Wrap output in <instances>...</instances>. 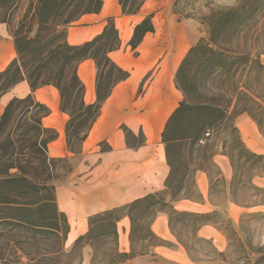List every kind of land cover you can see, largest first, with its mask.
Listing matches in <instances>:
<instances>
[{
    "label": "trees",
    "instance_id": "obj_1",
    "mask_svg": "<svg viewBox=\"0 0 264 264\" xmlns=\"http://www.w3.org/2000/svg\"><path fill=\"white\" fill-rule=\"evenodd\" d=\"M145 1L118 0V5L122 15L133 16ZM177 1L172 7L176 6ZM102 5V0H32L18 30L22 31V24L30 17L37 27L34 36L28 37L21 32L13 34L16 58L0 74V81H5L0 94L20 82L29 85L31 94L23 99L14 98L6 104L0 115V134L11 127L18 133L19 139H27L35 160L43 168L56 161L48 158L47 147L57 139L58 134L53 129L43 127L42 119L50 111L38 103L32 93L48 86L57 90L59 110L68 117L64 128L66 147L69 153L77 156L100 115L102 105L113 89L129 78V73L108 56L117 51L121 44L112 18L106 20L101 34L91 41L79 46H71L67 42V28L84 15L98 14ZM263 10L264 0H234L230 6L210 11L205 19L208 36L189 49L174 77L175 88L182 93L183 99L169 117L161 136L170 170L165 189L127 206L89 217V229L84 236L100 228V236L113 238L117 242L115 223L125 215L131 221L130 241L136 233L146 230L157 239L150 233L149 225L158 213L164 212V208H169L173 215L188 216L193 220L206 216L176 212L172 204L186 198L180 192L188 187L186 183L190 177L195 186L194 173L201 171L196 169L191 172L193 148L210 141L228 124L227 135L232 149L248 159H264L245 147L234 125L238 116L246 114L264 139V64L261 61L264 37L257 24ZM153 32L149 15L135 25L128 46L136 50L144 36ZM87 60L94 63L96 71L95 101L91 104L84 100L85 87L78 76L79 66ZM211 79L213 85L207 88L206 83ZM124 131L128 139L131 134ZM183 143L187 144V150L182 158L176 157L175 148L179 149ZM15 156L22 158V150ZM226 156L232 166L231 156ZM21 161L24 160L17 159L9 168L17 170L16 175L0 172V206L21 207V204L8 200L7 193L2 191L5 185L22 189L24 185H29L19 165ZM167 196H171L170 200ZM15 223L25 225L20 219H15ZM81 239L79 237L75 243ZM130 252L121 254L130 259L132 250Z\"/></svg>",
    "mask_w": 264,
    "mask_h": 264
},
{
    "label": "crops",
    "instance_id": "obj_2",
    "mask_svg": "<svg viewBox=\"0 0 264 264\" xmlns=\"http://www.w3.org/2000/svg\"><path fill=\"white\" fill-rule=\"evenodd\" d=\"M102 2L98 14L84 15L76 21L80 27L67 28L69 45L79 46L94 39L101 34L108 18H112L115 24L117 20L126 17L121 13L118 0ZM174 2L175 0H146L136 15L127 17L137 18L138 24L148 14H161L160 10L169 9ZM175 29L171 31L170 38L162 41L150 39L148 44L146 37L149 34H146L137 49L132 50V53L138 54L136 58L125 54L117 59L112 58L118 51L108 55L118 67L129 73V78L119 83L102 105L97 121L81 144L80 154L76 156L77 164L73 175L55 189L57 211L66 218L69 244L87 234L89 217L127 206L165 189L170 170L161 136L169 117L181 101L182 96L175 88L174 77L181 61L192 47L187 34L178 30L176 32ZM143 51L147 52L146 58ZM15 58L13 35L7 24L0 23V74ZM261 59L264 62V56ZM95 75V66L91 60L81 63L78 76L85 87L84 100L87 104L95 101ZM30 94L31 90L26 82H20L0 94V115L9 101L14 98L23 99ZM32 95L50 111L42 119L43 127L53 129L58 134L57 139L48 144V157L75 158L66 147L64 128L68 117L59 110L57 90L48 86L35 90ZM234 125L245 147L254 154L263 155L264 139L255 123L246 114H242L235 119ZM124 130L131 134L128 139ZM213 161L221 176L229 179L231 168L227 157L217 155ZM194 180L199 200L177 201L172 204L173 210L193 214L214 212L215 207L207 200V174L198 171ZM229 211L231 219H235V206L230 205ZM115 227L118 252L129 253L130 219L125 215L121 216ZM149 230L157 239L176 245L169 230L166 213H158L150 223ZM198 236L214 240L219 247L222 246V236L214 227L203 226ZM146 254L141 256L185 260V252L178 246H157ZM132 260L135 259L129 261Z\"/></svg>",
    "mask_w": 264,
    "mask_h": 264
},
{
    "label": "rangeland",
    "instance_id": "obj_3",
    "mask_svg": "<svg viewBox=\"0 0 264 264\" xmlns=\"http://www.w3.org/2000/svg\"><path fill=\"white\" fill-rule=\"evenodd\" d=\"M31 1L0 0V23L7 24L12 35L21 32L28 37L34 36L37 27L30 17L22 24V31L18 30ZM233 2L234 0H178L176 6L160 10L161 14H148L145 17L151 15L154 32L146 37V44L150 39L162 41L170 38L171 31L176 28V32H185L194 46L200 39L208 36L209 28L205 19L210 11L230 6ZM137 21V18L127 16L117 20L115 28L121 44L118 53L112 55V58L117 59L122 54L137 57L138 54L132 53L128 46ZM257 24L264 37V10L259 15ZM73 27L80 25L75 22L70 26ZM142 53L146 58L147 52ZM211 85L212 79L207 81L206 87ZM4 86L5 81L1 80L0 90ZM229 125L214 134L210 141L200 143L201 147L193 148L191 172L200 169L207 174V200L215 207V211L198 214L206 216L193 220L188 216L173 215L169 208H164L162 211L168 217L169 230L176 245L159 242L147 230L136 233L131 239L130 259L118 252L117 242L113 238L100 236V228L76 243H67L68 226L66 218L57 211L55 189L71 178L77 157L57 158L50 166L43 168L35 160L30 142L19 139L18 133L11 127L6 128L0 134V172L16 175L17 170L9 168L17 159H22L24 161L19 165L28 178L29 185H24V189L11 185L2 188L7 193L8 200L21 204V207L0 206V264H264V159H248L246 155L232 149L227 135ZM187 147L183 143L179 149L175 148L176 157L182 158ZM21 150L22 158H16L15 154ZM227 154L231 156L232 166ZM217 155L227 157L231 168L229 179L221 176L214 163L213 158ZM256 155L264 157V154ZM190 179L192 177L186 183L188 187L180 195H185L186 200H199L196 186L192 185ZM170 197L167 196V199L170 200ZM230 205L235 206V219H231ZM15 219L23 220L25 225H16ZM203 226L217 229L222 236V246L219 247L214 240L198 236ZM157 246L181 247L185 252V260L141 256L147 255ZM131 259L135 260L129 261Z\"/></svg>",
    "mask_w": 264,
    "mask_h": 264
}]
</instances>
